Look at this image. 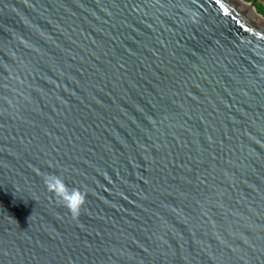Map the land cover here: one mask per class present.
I'll use <instances>...</instances> for the list:
<instances>
[{
  "label": "water",
  "instance_id": "95a60500",
  "mask_svg": "<svg viewBox=\"0 0 264 264\" xmlns=\"http://www.w3.org/2000/svg\"><path fill=\"white\" fill-rule=\"evenodd\" d=\"M0 264H264V28L224 0H0Z\"/></svg>",
  "mask_w": 264,
  "mask_h": 264
},
{
  "label": "clouds",
  "instance_id": "9594fccd",
  "mask_svg": "<svg viewBox=\"0 0 264 264\" xmlns=\"http://www.w3.org/2000/svg\"><path fill=\"white\" fill-rule=\"evenodd\" d=\"M44 183L48 191L55 196L60 204L69 210L74 218L80 215L86 199V194L82 189L69 187L63 177L58 174L46 175Z\"/></svg>",
  "mask_w": 264,
  "mask_h": 264
},
{
  "label": "bare ground",
  "instance_id": "6f19581e",
  "mask_svg": "<svg viewBox=\"0 0 264 264\" xmlns=\"http://www.w3.org/2000/svg\"><path fill=\"white\" fill-rule=\"evenodd\" d=\"M230 7L236 12L241 13L246 17L252 24L264 28V18L258 15L250 5L246 4L242 0H224Z\"/></svg>",
  "mask_w": 264,
  "mask_h": 264
},
{
  "label": "trees",
  "instance_id": "16d2710c",
  "mask_svg": "<svg viewBox=\"0 0 264 264\" xmlns=\"http://www.w3.org/2000/svg\"><path fill=\"white\" fill-rule=\"evenodd\" d=\"M255 10L258 14L264 17V7L259 3V0H255Z\"/></svg>",
  "mask_w": 264,
  "mask_h": 264
},
{
  "label": "rangeland",
  "instance_id": "374dc122",
  "mask_svg": "<svg viewBox=\"0 0 264 264\" xmlns=\"http://www.w3.org/2000/svg\"><path fill=\"white\" fill-rule=\"evenodd\" d=\"M243 2H245L246 4L250 5L249 3L252 1V0H242ZM255 8V6H254Z\"/></svg>",
  "mask_w": 264,
  "mask_h": 264
},
{
  "label": "crops",
  "instance_id": "0c3cea01",
  "mask_svg": "<svg viewBox=\"0 0 264 264\" xmlns=\"http://www.w3.org/2000/svg\"><path fill=\"white\" fill-rule=\"evenodd\" d=\"M259 3L264 7V0H259Z\"/></svg>",
  "mask_w": 264,
  "mask_h": 264
}]
</instances>
